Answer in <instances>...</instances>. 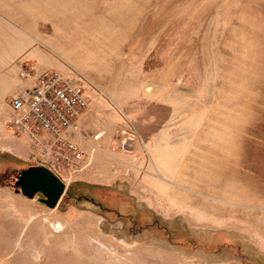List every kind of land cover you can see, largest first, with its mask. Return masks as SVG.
<instances>
[{"label":"rangeland","instance_id":"1","mask_svg":"<svg viewBox=\"0 0 264 264\" xmlns=\"http://www.w3.org/2000/svg\"><path fill=\"white\" fill-rule=\"evenodd\" d=\"M44 1L79 74L41 73L90 95L86 167L50 210L15 188L43 151L0 143V264H264V0Z\"/></svg>","mask_w":264,"mask_h":264},{"label":"crops","instance_id":"2","mask_svg":"<svg viewBox=\"0 0 264 264\" xmlns=\"http://www.w3.org/2000/svg\"><path fill=\"white\" fill-rule=\"evenodd\" d=\"M48 8L44 0H0V143L16 157L25 158L33 149L27 136L9 128L12 118L9 102L35 84V79L20 76L23 66L34 65L39 74L58 71L67 78H75L78 73L71 70L67 59L73 56L62 48V37L56 34V27L47 16ZM84 118L82 126L89 134V121L93 118ZM76 138L85 152L97 145L88 138L82 141L81 135ZM156 182L154 174L148 177V184Z\"/></svg>","mask_w":264,"mask_h":264},{"label":"built area","instance_id":"3","mask_svg":"<svg viewBox=\"0 0 264 264\" xmlns=\"http://www.w3.org/2000/svg\"><path fill=\"white\" fill-rule=\"evenodd\" d=\"M32 70L31 67L22 70L20 76L28 80ZM90 105L91 99L83 85L47 71L40 74L32 88L9 102L12 110L9 128L27 136L35 149L43 151L44 165L53 167L50 168L53 173L65 166L85 168L86 155L74 142V137L80 132ZM129 130L132 132L129 141L123 142L129 147L125 150L132 149L128 143L138 140L135 132Z\"/></svg>","mask_w":264,"mask_h":264},{"label":"water","instance_id":"4","mask_svg":"<svg viewBox=\"0 0 264 264\" xmlns=\"http://www.w3.org/2000/svg\"><path fill=\"white\" fill-rule=\"evenodd\" d=\"M16 193L29 200L41 195L39 202L50 210L56 209L66 194L67 184L45 166L30 167L18 176Z\"/></svg>","mask_w":264,"mask_h":264},{"label":"trees","instance_id":"5","mask_svg":"<svg viewBox=\"0 0 264 264\" xmlns=\"http://www.w3.org/2000/svg\"><path fill=\"white\" fill-rule=\"evenodd\" d=\"M73 193H74V192H73V189H70L68 194H69V196H70V195L73 194Z\"/></svg>","mask_w":264,"mask_h":264},{"label":"bare ground","instance_id":"6","mask_svg":"<svg viewBox=\"0 0 264 264\" xmlns=\"http://www.w3.org/2000/svg\"><path fill=\"white\" fill-rule=\"evenodd\" d=\"M51 72H53V71H51ZM55 73H57V72H55ZM59 74V73H58Z\"/></svg>","mask_w":264,"mask_h":264}]
</instances>
